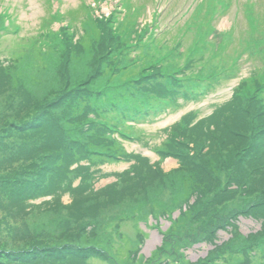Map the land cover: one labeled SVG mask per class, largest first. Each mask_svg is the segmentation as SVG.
Instances as JSON below:
<instances>
[{"label": "rangeland", "instance_id": "rangeland-1", "mask_svg": "<svg viewBox=\"0 0 264 264\" xmlns=\"http://www.w3.org/2000/svg\"><path fill=\"white\" fill-rule=\"evenodd\" d=\"M81 1L0 0V28L7 25L3 18L6 13H12L11 21L20 28L16 34L0 33V264H168L164 262L166 259L169 264H197L227 241L231 246H242L262 237L264 157L240 154L264 150V115L246 101H241L236 111L230 110L228 99L238 77L253 72L254 61L259 69L264 66L263 58L253 59L250 45L264 34V2L253 0L258 15L263 14L258 20L261 31L247 27L245 4L238 6L235 2L216 22L218 30L228 29L226 34L206 29L202 21L205 15L197 12L193 18L195 32L200 29L210 32L211 41L202 50L207 52L206 57L216 52V60L209 64L200 53L193 69L207 72L237 63L227 76L211 82L205 96L180 98L173 106L150 113L148 119L126 125V130L131 132L129 139L114 135L120 146L117 154L109 147L102 149L116 154L109 161L97 156L89 163L84 158L78 170L71 166L60 171L57 158L67 153L56 149L55 165L47 168L51 161L43 162L45 167L39 169L34 161L36 133L29 128L21 130L26 124V107L31 98L41 102L57 100L48 111L49 115L55 114L53 123L62 117L84 124L91 117L77 115L79 102L72 99L75 90L96 92L109 84L111 75H115L113 83L123 81L116 69L121 66L122 44H116V38L110 42L111 29H108L117 0L86 1L95 5L91 25L99 22L106 28L102 40L93 45L85 17L87 9L81 6ZM129 1L116 30L121 38L135 42L142 37L143 23L151 19V11L157 4L152 0ZM183 1H186L183 12L170 19ZM192 3L193 0L158 3L163 10L160 26L170 30L153 49L152 58L172 49L176 40L171 43L172 37L179 32V25L188 16L184 13ZM58 7L75 15L71 18L75 24L72 33L66 30L65 22L53 24L49 19ZM178 18L182 23H176ZM41 31H46L49 49L44 45L46 39ZM82 36H88L89 44L79 45ZM187 40L190 45L193 39ZM182 45V50H186V42ZM110 48H113L111 55ZM64 94L67 95L61 101ZM223 107H226L224 119L209 118L211 112ZM51 133L54 134L52 130ZM157 149H165L166 153L158 154ZM47 155L51 158L50 153ZM32 172L36 173L28 179ZM58 172L69 179L64 189L38 198L22 190L30 180L58 176ZM216 187L220 190L217 195L211 191ZM30 189L32 196L34 187ZM189 190L193 192L187 199ZM212 201L216 202L217 212L224 214L218 222L222 228L211 237L216 241L205 240L209 232H203L199 235L204 237L203 241L192 244L193 234L199 229L197 222L207 221L209 216L195 220L183 212L196 211L199 204ZM179 216L178 223L168 225ZM86 220L100 225L98 235L104 240L103 251L95 248L91 258L86 254L93 249L88 236H84L89 228L77 229V222L82 225ZM154 234L158 240L148 247ZM171 234L179 238L166 240ZM73 244L88 248L80 251ZM173 245L176 248L170 254Z\"/></svg>", "mask_w": 264, "mask_h": 264}, {"label": "trees", "instance_id": "trees-1", "mask_svg": "<svg viewBox=\"0 0 264 264\" xmlns=\"http://www.w3.org/2000/svg\"><path fill=\"white\" fill-rule=\"evenodd\" d=\"M95 32L97 35L96 40H98L101 35L103 37V31L101 29L99 30V28H95ZM111 41L112 38H110V42ZM91 44L93 45V43ZM125 52L126 51L124 49L121 50L122 54ZM124 59L130 60L131 58L125 57ZM133 68L134 67L128 66L129 69L128 72L130 73L131 71H133L134 73L135 71L133 70ZM137 77L139 79L138 80L139 82L145 79L141 72H140V76L137 75ZM111 80L112 78H110V81ZM159 87L161 90L164 89L161 85ZM240 88H243V86H241ZM259 89L260 86H258L256 89L257 93ZM112 91H113V87L109 82V84L106 85V87L100 88L98 91L96 92L94 91V93L85 96L84 97L85 104L88 105L90 109V113L93 114L94 116L90 115L91 117L90 121L84 124H79L77 121L76 126L74 125L73 122L67 123L66 119L62 117L53 123V120L55 119V114L52 113L51 115H49L48 111L49 109L52 108V105L56 104L57 100L51 102L48 101L41 102L36 97L31 98L30 104L27 105L26 107L27 108L25 114L26 124L23 125L21 130L29 128V130L33 129V133H36V137L34 138V151H36L37 154L34 161L36 165H38L39 169L45 167V165H42L43 162L51 161V163H48L46 165L47 168H49L51 164L53 166L55 165L56 158H54V150L56 149L67 153L66 156H60L59 158H57L56 164H59L58 167L60 171L68 169L75 163H78L77 166L78 168L76 169L78 170L81 167L79 163L82 161V158L84 157L89 158L92 161H95L96 156L99 155L108 156L110 158L116 157L117 153L112 155L108 152H102V149L106 147H109V149L111 150L112 149L114 150V148L110 144L104 143L103 142L104 140H101V139H105L103 134H107L104 132V130L107 129V125H105L104 123L97 122L98 119L102 120L105 117L104 114L105 111L108 112L113 109L112 107L103 108V104L107 103L109 97L108 95ZM158 92L159 94H161L160 90ZM169 93L170 92H165L164 96H167ZM172 93L173 92H171V94ZM257 93H252L251 95L250 94L241 95V96L236 95L235 98L237 100L228 102L229 109L236 111L241 101H246L251 105H253L255 108H257L261 112V114L264 115V104L262 99L259 98V95ZM66 95L67 94L62 95V97H60V100L63 101ZM115 95H116L115 98L117 100L122 99L123 101H128V97L123 94L115 93ZM225 110L226 107H223L218 111H216V116H217L216 119L217 118L224 119L226 117ZM42 129H44V131ZM51 130L54 133L53 135L51 133ZM193 133H199V132H193ZM253 133L255 134L254 129H253ZM43 150L47 152L44 153ZM260 152L261 153H256V152L250 153L244 151L240 155L242 156L247 155L250 158L264 157L263 156L264 150H261ZM49 153L51 154V158L48 157L47 155ZM35 173L36 172H32L28 174L27 178L29 179V176L34 175ZM58 173H59L58 176H55V174H53L52 177H44L36 181L30 180L29 183L22 188V190L24 192L27 191L28 195L32 198L46 196L49 195L48 193L62 190L65 188L66 185H69V179L63 172H58ZM32 187H34V191L31 196L30 188ZM200 189H202V187H200ZM211 191H215L216 195L220 192L218 187L211 189ZM192 192L193 190H189L187 196L185 197H187V199H190L192 196ZM221 208L226 209V206L222 205ZM183 213L185 214V216H192V218H195V220L205 215L209 216L208 218H206L207 221L200 220L197 222V229L198 228L199 229L193 234L194 238L192 239L193 240L192 244H196L199 243L200 241H203L204 237L199 238V235H201V233L203 232H209V234L205 236V240H209L212 242L216 241V238L214 240H211L212 239L211 237L216 236V233L218 231L217 229L222 228V227H218V222L221 221V219L224 217V214H222L221 212H217L215 201L199 204L196 208V211L195 210L189 211V209H186ZM180 217L181 216H179L176 220L172 218L171 226H174L175 221H177L178 223ZM214 221L216 223L212 225ZM86 223H89L90 225L86 227ZM77 224H78V228H77L78 230L80 226L81 227L83 226L84 229L89 228L87 231L88 234L84 236H88L87 240L93 250L90 251L88 254H86L87 258L93 257V254L96 253V251L94 250L95 248L98 249V252L103 251L101 249L104 244V240L100 238L98 235V230L100 225L94 224L92 220L91 221L86 220L83 222L82 225H80L78 222ZM60 225L62 227L65 226V222L62 221ZM92 234H97L98 236L94 237L92 236ZM241 235L244 236L245 234L242 233ZM172 237H170V235H167L166 240L175 241V239L177 240V238H179L178 235L177 237H174V235H172ZM73 246L78 248V250L80 251L88 248L87 246L85 247L79 246V244H73ZM171 248L172 251L170 252V254L174 252V248L176 247L175 245H173ZM168 255L169 254L166 253L164 257L167 258ZM186 260L189 261V259ZM164 262L170 263L169 259H166ZM197 264H264V235H262V237L258 239H252L248 243L242 246H240L239 244L231 246V244L228 241L222 245L220 244L214 250H212L208 256H206L204 259H201Z\"/></svg>", "mask_w": 264, "mask_h": 264}, {"label": "bare ground", "instance_id": "bare-ground-1", "mask_svg": "<svg viewBox=\"0 0 264 264\" xmlns=\"http://www.w3.org/2000/svg\"><path fill=\"white\" fill-rule=\"evenodd\" d=\"M156 240H158V236L156 234H154L152 240L149 241L148 247L153 245Z\"/></svg>", "mask_w": 264, "mask_h": 264}]
</instances>
